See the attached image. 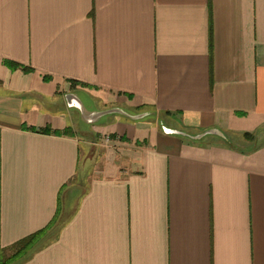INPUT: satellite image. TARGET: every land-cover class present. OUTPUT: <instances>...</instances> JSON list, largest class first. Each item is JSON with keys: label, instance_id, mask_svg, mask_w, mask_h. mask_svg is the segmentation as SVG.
Segmentation results:
<instances>
[{"label": "crops", "instance_id": "0c3cea01", "mask_svg": "<svg viewBox=\"0 0 264 264\" xmlns=\"http://www.w3.org/2000/svg\"><path fill=\"white\" fill-rule=\"evenodd\" d=\"M263 140L264 0H0V264H264Z\"/></svg>", "mask_w": 264, "mask_h": 264}, {"label": "trees", "instance_id": "16d2710c", "mask_svg": "<svg viewBox=\"0 0 264 264\" xmlns=\"http://www.w3.org/2000/svg\"><path fill=\"white\" fill-rule=\"evenodd\" d=\"M4 64H6L8 67H11V68H14L16 66H18V64H16L15 62L13 61H10V60H3ZM24 70H30V68H25ZM37 131L39 132H56V133H64V132H68V129H65L63 131H52L51 129L49 128H42V129H37ZM260 132V129H256L255 131L253 132H244L242 133L244 137L246 138H250L252 141H255V139L257 138V134ZM207 135H205L204 137H206ZM203 139V137H202ZM223 140L226 141V142H229L230 144L231 143V140H229V138L227 136L223 137ZM255 143V142H254ZM53 225V224H52ZM45 231L40 230V231H37L35 233H32L30 234L29 236L19 240L16 242L15 245H20V244H26L28 243L30 246H34L35 242L38 240V238H41L42 237V234L44 233ZM49 236V235H48ZM44 237V238H47V240H52L54 237ZM25 246V245H24ZM9 258H5V260H7Z\"/></svg>", "mask_w": 264, "mask_h": 264}, {"label": "water", "instance_id": "95a60500", "mask_svg": "<svg viewBox=\"0 0 264 264\" xmlns=\"http://www.w3.org/2000/svg\"><path fill=\"white\" fill-rule=\"evenodd\" d=\"M114 111H119V112H121L120 110H118V109H114ZM164 131H166V132H169V133H180L179 131H177V130H175V129H170V128H164ZM206 134H213V135H216V136H219V137H224L225 135L221 132V131H219V130H217V129H207V130H205L204 132H202V133H199V134H197V135H194V136H192L194 139H201L202 137H204Z\"/></svg>", "mask_w": 264, "mask_h": 264}, {"label": "rangeland", "instance_id": "374dc122", "mask_svg": "<svg viewBox=\"0 0 264 264\" xmlns=\"http://www.w3.org/2000/svg\"><path fill=\"white\" fill-rule=\"evenodd\" d=\"M80 95V94H79ZM81 96V95H80ZM83 98V100L87 103V98L86 97H82ZM94 101V102H93ZM88 100V104L89 105H91V108H94V109H97V108H100V107H102V106H104L103 104H102V102L101 101H99V100ZM88 108V107H87ZM91 108H89V109H91ZM77 115V117H78V123H80V124H83V121L81 120V118H80V116H79V114H76ZM160 123H162V122H160ZM262 142H264V140L262 141Z\"/></svg>", "mask_w": 264, "mask_h": 264}]
</instances>
